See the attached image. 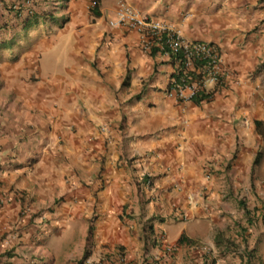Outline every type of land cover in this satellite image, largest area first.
<instances>
[{
  "label": "crops",
  "instance_id": "crops-1",
  "mask_svg": "<svg viewBox=\"0 0 264 264\" xmlns=\"http://www.w3.org/2000/svg\"><path fill=\"white\" fill-rule=\"evenodd\" d=\"M62 1L32 8L68 16L67 77L53 36L14 41L30 27L35 39L49 33V20L31 25L25 11L24 23H6L0 6V100L10 109L0 110V264H34L33 250L47 264H79L86 249L110 264L119 247L145 264H247L246 247L264 263V221L250 222L249 201L239 202L251 192L263 211L264 0H125L186 39L220 45L231 77L185 102L167 90L170 58L109 24L118 0H98L99 15L93 0H64L57 13ZM13 42L19 57L39 59L30 80L26 60H9Z\"/></svg>",
  "mask_w": 264,
  "mask_h": 264
},
{
  "label": "built area",
  "instance_id": "built-area-1",
  "mask_svg": "<svg viewBox=\"0 0 264 264\" xmlns=\"http://www.w3.org/2000/svg\"><path fill=\"white\" fill-rule=\"evenodd\" d=\"M118 14L120 22L127 23L142 33L146 50L152 47L153 40L150 37L157 36L159 46L165 48L173 58L178 77L171 81L170 95L181 101H190L209 84L224 81L227 70L215 45L187 40L164 23L146 17L140 18L123 5Z\"/></svg>",
  "mask_w": 264,
  "mask_h": 264
},
{
  "label": "clouds",
  "instance_id": "clouds-1",
  "mask_svg": "<svg viewBox=\"0 0 264 264\" xmlns=\"http://www.w3.org/2000/svg\"><path fill=\"white\" fill-rule=\"evenodd\" d=\"M96 1H97V3H96ZM34 4H35V0H28V1H23V0H20L19 2H18V5L17 6H15V9L17 10V11H19L20 13H23V12H27L28 11V13L30 14V16L32 17V16H35L34 14H35V11L33 10V6H34ZM64 4V0L62 1V2H60V4L58 5V6H60V5H63ZM125 6V7H128L130 10H132V12L133 13H135V14H137L140 18H143V17H146V18H148V19H154V20H157V21H160V22H162V23H164L167 27H169V28H171L172 30H175V31H177L176 30V28L173 26V25H171V24H169V23H166L165 21H162V20H160V19H157V18H153V17H150V16H148V15H145V14H143V13H141L139 10H136L133 6H131L127 1H125V0H118L117 1V5H116V16H115V18L114 19H112V20H110L109 21V24L112 26V27H126V28H128V29H130V30H134V31H137L141 36V43L140 44H142V49L143 50H145L146 52H148V53H152V51H159V52H161L162 54H165V55H167L169 58H170V60H171V63H172V65H173V71H172V73L170 74V76H169V80H168V86H167V90H168V92H169V94H170V88H171V81L173 80V78L174 77H178L177 76V73L175 72V70H176V68H177V65L175 64V62H174V60H173V58L170 56V55H168V53H167V50L165 49V48H161L160 46H159V40L156 38L157 36H155V37H150L152 40H153V43H152V47H150L149 49H145L144 48V42H143V37H142V33H140L137 29H135V28H131L129 25H127V23H123V22H120V20H119V14H118V11H119V9L121 8V6ZM98 7H99V5H98V0H93L92 1V3H91V5H90V8H91V11H93V13L95 14V10H97L98 9ZM57 8V7H56ZM44 15V16H43ZM43 15H37L38 16V19H39V21H40V19L41 20H50L51 18L50 17H56L55 16V14L53 13L52 14V11L51 12H49V11H45V12H43ZM97 15V14H96ZM41 17V18H40ZM44 17H46V19H43ZM53 18V19H54ZM53 19H51V21L53 20ZM39 23V22H38ZM179 34H180V32L179 31H177ZM163 34H166V33H163ZM182 36V35H181ZM184 37V36H183ZM185 38V37H184ZM186 39V38H185ZM187 40H190V41H198V42H205V43H207V44H210V45H215L217 48H218V50H219V52H220V55L222 56V59H223V63H224V67L226 68V70H227V72H226V75L224 76V81L223 82H221V83H219V82H217V83H211V84H209L207 87H205V88H203L200 92H199V94L196 96V97H194L192 100H195L196 98H198L199 97V95L200 94H208V97H206V98H203V100H206V99H208L209 98V96L212 94V90L214 89V87H217L218 85H223L225 82H226V80L229 78V77H231V74H229V69L227 68V66H226V64H225V60H224V57H223V54H222V51H221V47H220V45L218 44V43H216V42H213V41H203V40H191V39H187ZM229 71V72H228ZM190 73H193V74H195L194 72H190ZM195 77H196V75H195ZM1 84V83H0ZM206 91H208V92H206ZM177 99V98H176ZM177 100H179V99H177ZM181 101V100H180ZM191 101V100H190ZM183 102H185V101H183ZM6 157V154H5V149H4V147L2 146V145H0V164L2 163V158L3 157ZM34 158H30V162H28V163H33L34 162ZM30 166V165H29ZM13 199V197L11 198V199H9V200H12ZM23 210V209H22ZM250 211V210H249ZM24 214V212L22 211L21 213H20V217L22 216ZM261 216H262V218L264 219V207H263V211H262V214H261ZM261 218V219H262ZM262 221H264V220H262ZM172 249V248H171ZM246 251H248V248L246 247L245 248V252ZM244 252V253H245ZM170 254V251H169V253L167 254V255H169ZM90 254H88V256L86 257V258H84V256L80 259V261H79V264H101L102 262H103V259H104V257H102V258H100L98 261H95L94 259H91L90 258V256H89ZM115 256H116V258L114 259V261H112V260H110V264H145V263H147V260L146 259H144V258H138V259H135V258H132V257H130V255L127 253V251H126V249H124L123 247H119V248H117L116 250H115V254H114ZM214 260V262H215V259H213ZM33 263L34 264H47V262L45 261V259H44V257H41L40 255H37L36 257H34L33 258ZM216 263V262H215Z\"/></svg>",
  "mask_w": 264,
  "mask_h": 264
},
{
  "label": "rangeland",
  "instance_id": "rangeland-1",
  "mask_svg": "<svg viewBox=\"0 0 264 264\" xmlns=\"http://www.w3.org/2000/svg\"><path fill=\"white\" fill-rule=\"evenodd\" d=\"M115 4H116V0H114ZM66 2L64 1V4ZM60 4V3H59ZM57 13L58 12H61V9H62V5H60L59 7H57ZM116 16V15H115ZM68 22V16L66 15H60V16H56L52 21H48L45 25V30L49 33H43V34H40L39 36L36 37L35 39V35L33 33V30H32V27H30L28 29L27 32H23V34H18L15 38H14V41H17V42H23L24 44L22 46L26 47L27 45H29V43L31 42H34L35 40L38 41V38H41L43 37L44 35H48V36H53V38L58 41V46L55 48L54 50V53H55V56H56V61L57 62V67L59 68V70H62L63 72L61 73L62 77H67L68 76V71L65 70V68L70 64V60L67 58V53L69 52L68 50V46L69 44L75 40L76 38H72V37H68V36H65V37H60V35L63 33V24L65 25L66 23ZM44 28H39V29H36L37 32L38 31H42ZM68 29V28H66ZM65 29V30H66ZM12 38V37H11ZM46 41V40H45ZM50 40H47L46 42L48 43ZM27 42V43H26ZM46 42H43V45L46 44ZM31 46V45H29ZM8 48L11 50V54H10V61L11 62H14L16 61V68H17V63L23 59V60H26L28 62V64H30V67L24 71V73L22 74V76H24V78H27L28 80L29 79V75L30 73L34 72V71H39V66L37 64V62L35 61V59L39 60L38 57H35L33 58L32 60H29V59H25L23 58V56L21 55L19 57V51H20V48L18 46V43H12V46L11 45H8ZM23 49V48H22ZM21 49V50H22ZM25 49V48H24ZM71 53L72 54H77L78 53V45L76 44L75 46L72 45V49H71ZM46 57H48L47 55L45 56V61H44V65H46ZM23 60L21 61V63L23 62ZM2 63H1V58H0V67H1ZM40 78L41 80L43 81L44 79H46V76H47V73L46 71L44 70L43 73L40 72ZM53 77V75L51 76ZM2 82V83H1ZM0 99L2 98V96H4L5 94H8V91L7 90H3V87L5 86V83H7V81H3L0 79ZM0 110L4 113H9L10 109L9 107L7 106V102H2L0 100ZM8 115V114H7ZM37 121V120H36ZM38 124V121L35 122ZM253 193L250 192L249 194V198L248 196L244 195L243 197H240L239 198V202L242 203H245L247 201H249V210L251 211L250 212V215L251 213H253L255 215V217H257V219L253 220L254 218L252 216L251 219H252V223H256L257 221H260L262 222V219H261V214L262 212H257V205H255L256 201H252L250 199V197L252 196ZM264 206H261V208H263ZM226 239V238H225ZM197 244H199L200 247H207L205 243H203L202 241H197L196 242ZM225 244V242H224ZM231 244H233L232 241H229L227 243V245L225 244V247L227 246H230ZM234 245V244H233ZM65 248V247H64ZM262 248L264 249V243L262 245ZM87 251V249H86ZM33 255L35 256H32V257H29L28 260L32 261L33 262V258L36 257L37 255H40V252L41 251H38L36 250V253H35V250L32 251ZM215 255L216 253L213 252ZM85 254V252H84ZM76 257H78V255H76ZM83 257V256H82ZM211 259H215V257L211 254ZM60 256L58 255L56 258L54 257L55 260L59 259ZM53 261V259H52Z\"/></svg>",
  "mask_w": 264,
  "mask_h": 264
},
{
  "label": "trees",
  "instance_id": "trees-1",
  "mask_svg": "<svg viewBox=\"0 0 264 264\" xmlns=\"http://www.w3.org/2000/svg\"><path fill=\"white\" fill-rule=\"evenodd\" d=\"M19 1L20 0H0V6L4 7V12H6V17H7V21H5L6 23L8 22V19H10V20L16 19V20H19L22 23H24L28 19L27 17L23 16L19 11H17L15 9V6L18 5ZM96 3H97V1H96ZM95 14L99 15V11L95 10ZM2 16H4V15H2ZM50 18L53 19L54 17H50ZM43 19H46V17H44ZM31 20H32L31 23H30L31 25L37 24L39 22V19H38L37 15L36 16H32ZM206 97H208V94H204L203 93V94H200L198 98H196L197 100L196 99L195 100L196 101H198L199 99L202 100L203 98H206ZM249 220H250V222H252L251 221L252 219H249ZM183 240H185L184 237L181 238V241H183ZM245 255L247 256V264H256L255 262H253V258L255 256L254 250L246 251ZM87 256H88V253L86 251V253L84 255V258H86ZM261 264H264V263L262 262Z\"/></svg>",
  "mask_w": 264,
  "mask_h": 264
}]
</instances>
